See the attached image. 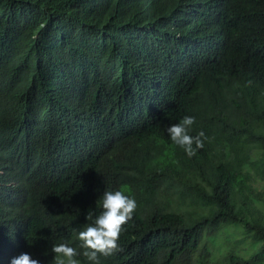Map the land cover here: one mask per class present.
I'll use <instances>...</instances> for the list:
<instances>
[{"label": "trees", "instance_id": "1", "mask_svg": "<svg viewBox=\"0 0 264 264\" xmlns=\"http://www.w3.org/2000/svg\"><path fill=\"white\" fill-rule=\"evenodd\" d=\"M117 190L100 264H264V0H0V264L79 250Z\"/></svg>", "mask_w": 264, "mask_h": 264}, {"label": "clouds", "instance_id": "2", "mask_svg": "<svg viewBox=\"0 0 264 264\" xmlns=\"http://www.w3.org/2000/svg\"><path fill=\"white\" fill-rule=\"evenodd\" d=\"M251 83L249 81V84ZM195 122L194 117L185 116L181 122L167 128L171 140L189 157L195 156L196 150L202 149L204 141L208 139L203 131L196 136L189 134ZM100 201L102 209L100 214L94 216L89 213L86 220L91 223L85 224L81 230H73L77 232V239L81 242L79 250L67 243L55 244L51 248L55 254L51 264H79L76 257L80 255H83L90 264H100L101 257L107 258L122 251L118 243L120 234L123 226L132 220L137 203L118 190L104 191ZM10 264H40V261L28 253H21L13 257Z\"/></svg>", "mask_w": 264, "mask_h": 264}]
</instances>
